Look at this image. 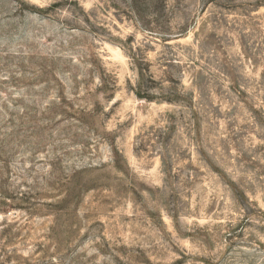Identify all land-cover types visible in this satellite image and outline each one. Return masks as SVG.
<instances>
[{"label": "rangeland", "instance_id": "rangeland-1", "mask_svg": "<svg viewBox=\"0 0 264 264\" xmlns=\"http://www.w3.org/2000/svg\"><path fill=\"white\" fill-rule=\"evenodd\" d=\"M0 264H264V0H0Z\"/></svg>", "mask_w": 264, "mask_h": 264}]
</instances>
